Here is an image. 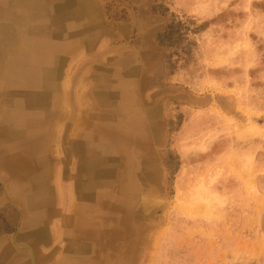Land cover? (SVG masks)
<instances>
[{
  "label": "rangeland",
  "instance_id": "rangeland-1",
  "mask_svg": "<svg viewBox=\"0 0 264 264\" xmlns=\"http://www.w3.org/2000/svg\"><path fill=\"white\" fill-rule=\"evenodd\" d=\"M46 1L61 12L88 4L91 26L73 18L49 36L68 45L50 79L41 78L58 93L47 94L38 116L23 114L46 137L50 175L30 170L21 152L13 153L12 164L0 162V264H264V0ZM2 43L0 127L18 131L21 123L4 115L11 102L2 95L33 90L13 86L23 78L19 73L4 77L20 44ZM113 71L133 83L122 90L149 119L148 147L129 148L135 136L124 127L106 135L103 121L112 122L116 112L99 113L97 92L108 87ZM113 135L123 145L106 158L118 164V174L98 185L92 182L95 162L100 169L95 153ZM132 181L136 194L126 215L136 220L126 240L116 231L115 202ZM27 200L39 205L36 219ZM80 213L93 224L75 222Z\"/></svg>",
  "mask_w": 264,
  "mask_h": 264
},
{
  "label": "bare ground",
  "instance_id": "bare-ground-1",
  "mask_svg": "<svg viewBox=\"0 0 264 264\" xmlns=\"http://www.w3.org/2000/svg\"><path fill=\"white\" fill-rule=\"evenodd\" d=\"M3 5H7V7H9V11H7V14L5 13L4 15H2V13L0 11V18L2 17V19H3L0 22V43L3 41V43L1 44V45H3L2 46L3 48L7 47V45H10L11 43H14V42H19V44H20L19 54H18V57L15 60L16 62H14L15 65L7 66L6 72L4 73V75H5L4 77L5 78L8 77V72H11L10 73V77H13V75L15 76V75H17L19 73V75H21L23 78H21L22 80H21L20 83L18 82L19 84H13V86L14 87L15 86H19V87L20 86H22V87L23 86L24 87L27 86V87H29V89L31 88L33 91H31V90H27V91L21 90V92L17 91L16 94H15L13 88L12 89H8L7 88L8 90L7 89L6 90L8 92L5 93L6 95H4V94L2 95V99H3L2 102H4V100L8 101V102H11V105L9 107H7V110H6L7 113L5 112L4 115L7 116L8 118H10L11 122L13 121V122L21 123V128L22 129L20 128L18 131H11V130H9V128L7 129L6 125H4V127H0V162L12 164V160H10V159L13 158V153L17 151V153L21 152L22 155H26L27 156V158H26V159H28L27 165L30 168V170L31 169H34V171L38 170V173L40 175H41V173L48 174L47 172H45V169H44L45 158L43 157V152L45 151V150H43V149H45L43 146L45 144V141L47 142L46 137H44V134L34 131L32 123H27V122L25 123L24 121H26V120H22L23 114L25 112H29L30 111V114H31V112H33V113L37 114V116H38L40 110L44 106L46 107V102L48 100V95L47 94L53 95L54 93H58V91H56L57 89L55 90V88L52 86V83H49L50 80L49 81H45V80H43L41 78L44 76V78L46 77V79H50V75L52 73H54V69H55V67L52 68V65H54L56 62H59L58 61L59 60L58 54L60 52H62L63 50H66V49L68 50V45L66 46V45H62V44H58V43L57 44L52 43V41L49 40V38H50L49 36L50 35L51 36H56L58 34H61L60 32L69 24V19H73V18H83L84 21H85V24H84L83 27H86L87 30L90 29L91 25L89 24V21H90V18L92 16V11L93 10H92L91 6H89L88 4L87 5L84 4L81 8H79V9H77L75 11H71V12L64 11V12H61L60 9H57V8L49 9V6H48V3H47L46 0H0V7L3 6ZM93 19H95V18H93ZM72 21L74 22L75 20H72ZM76 21H79V20L76 19ZM72 24H74V23H72ZM72 24H70V25H72ZM21 29H23V31H24L23 34H21ZM69 29H70V27H69ZM71 37H72V35H71ZM41 49H42V52H41ZM1 50H2V48H1ZM1 57H2V55H1ZM1 57H0V59H1ZM21 62L25 64L24 68H23V66L21 67V65L19 66V64ZM53 62H54V64H53ZM12 63H13V61H12ZM55 66H58V65H55ZM0 68H2V70H5L4 66H1ZM124 68L125 67H123V69ZM125 71H127V70H125ZM129 73H130V71H129ZM47 74H49V75H47ZM111 76H112L113 79L111 80L109 78L110 82L107 79H105V81L110 83L108 85V87L103 89L102 91L99 90L97 92V99H98L97 109H98L99 113L102 110H105V111L109 110V111L116 112V114H114V116H113V114L112 115L110 114V117L111 116H113L114 118L116 117L118 119V121L120 123L123 122L124 125L122 126L118 122L119 125L115 126V123H112V122L114 120H117V119L115 118L111 122L109 120H112V117L108 120L109 122L107 120L103 121L104 122V123L102 122L103 123V127L105 128V129L104 128L103 129L105 130V132L107 131L106 129H108V132L110 131V133L106 132V135H107V133H108V135L111 134V133L113 134V131H115V130L117 132H119L117 129L122 130V128L124 127V128H126V130H130V131H127L129 134H132L133 136H135L134 138H130L131 142H130L129 148L133 149V147H135V145L139 146V142H141L140 146L143 145V147H144L145 146L144 144H146V146H147V144L149 143L148 140L150 138L149 137L150 135H147L149 133H147V130L145 128H146V124H148L149 119L148 118L144 119L143 113L141 111L137 110V106L135 107L136 109H134L132 104L135 103V102H133L135 100V97L133 96L134 98H131V97H129V94H126V96H125L123 94L124 92L122 90V89L127 88V86L130 87L129 83L131 82V80H128L127 78L126 79L122 78V77H124L123 75H121L122 77H119V75L115 74L114 71L111 72ZM2 80L5 81L6 79H3L2 76L0 77V86H3L1 84ZM56 81H57V79H56ZM10 88H11V86H10ZM116 89L118 91H120V94H121V99L117 103H116V101L114 99L115 98V94L117 93ZM30 92H33V96L31 97V100H29V93ZM131 102H133V103L131 104ZM135 105H136V103H135ZM2 106H4V105H2ZM58 109H59V107H58ZM35 114H34V116H35ZM26 115L30 116L28 114H26ZM43 115L41 114V116H39V117L41 118V117H43ZM101 115H105V114H101ZM106 115H109V114H106ZM11 116H12V119H11ZM94 116H91V117H94ZM98 117L99 116H97V118ZM104 117H106V116H104ZM95 118H96V116L94 117V119ZM125 119H127V122H126ZM13 122L11 123L12 125H13ZM17 125H19V124H17ZM100 125H102V124L100 123ZM91 128H94V127H91ZM103 129H102V131H103ZM122 131L124 132V130H122ZM115 133L116 132H114V135H115ZM127 134H125V135L122 134L123 135L122 137L124 138V136H126ZM117 137L118 138H116L114 136V138H112V139H115L114 141L110 140V141H113V143L111 142L109 146H104V147H101L100 149L95 148V152H96V149H98L97 152L95 153V155L97 154L96 161H99L100 169L97 168V162H95L96 163L97 172L93 175L92 182L94 181V183H96L98 185L99 184L100 185L104 184L106 182H107V184H110V182L108 183V181H113L114 182L115 181V176H117L116 173L118 172L117 171L118 170L117 168L119 167V166L117 167L118 164L117 163H112L111 161L107 160V158H106V155H108L109 151H114L116 153L117 149L121 148L120 145L123 143V142H121L123 139L121 138V141H118V140H120L119 139L120 136H117ZM85 142H88V141H85ZM89 144L92 145V142H90ZM86 145H88V144H86ZM150 145H151V143H150ZM87 152L89 154V150ZM109 155L111 156V154H109ZM114 156H116V155H114ZM93 157H95V156H93ZM89 158H90V156H89ZM114 159H115V157H114ZM114 159L111 158V160H114ZM91 160H92V158H91ZM8 170H9V168H8ZM16 171H18V169ZM43 174L41 175L42 177H44ZM49 175L50 174H48L47 177ZM119 177H120V175H119ZM121 178H125L126 179V177H122V176H121ZM128 178H130V177H128ZM34 180H36V179H34ZM41 180H43V179H41ZM117 180H118L117 183L119 185L124 183L123 180H120V178H118ZM82 181L85 183L84 180H82ZM89 182H90V180H89ZM89 182L87 180L86 184L87 183L89 184ZM133 182L134 181L129 182V183L126 182V184L128 186L127 190L123 191V190H125L124 188L121 190L122 191L121 194L122 195L125 194V195H123V197L121 195L122 198H120L117 195L119 197V201L115 200V201H118V202H115V201L112 202V203H114V202L117 203L115 208H116L117 211L121 212V213H118V215H120L119 217L118 216L114 217V218H117L116 222L118 223V224H116L117 225L116 226L117 230L116 229L115 230L117 231V233L121 234V236H122V234H124L123 237H125L126 240L131 238L130 234L132 233V231L129 229L130 228L129 224L132 227H135L132 224L136 220V218L134 219V218H132L130 216L127 217V215H126V212L129 209H131V207H132V201H134L133 198H134V195L136 194V190H135ZM39 183H41V182H39ZM94 183H92V184H94ZM80 184H81V182H80ZM90 184H91V182H90ZM41 187H42V185L40 186V188ZM122 187H125V186H121L120 189ZM77 188H81V186L77 187ZM105 190H107V189H105ZM123 192H125V193H123ZM36 201L39 202V200H37V199H36ZM82 201L83 200H81V202ZM29 202L32 203V204H30V206H29V204H27L28 205V212L30 213L29 217H30L31 220H33V219H36V217H37V214H38L37 207L39 205L37 206L34 203L35 200H33V202H32V200H29L28 203ZM82 203L84 204L85 202H82ZM76 210H77L76 212H78V209H76ZM115 214L117 215V212ZM74 218H75L74 219L75 222L78 220V218H81L80 221L84 220L85 221V226L93 224V220L88 219V213L87 214L86 213H83V214L80 213L79 216H75ZM114 222L115 221H113L112 223H114ZM107 224H108V222H107ZM102 225H104V224H102ZM113 226H115V225H113ZM132 227H131V229H132ZM135 230L136 229H134V231ZM109 231H111V230L109 229ZM107 233H109V232H107ZM115 235H117V234H115ZM139 235H140V233H139ZM36 236H37V234H36ZM123 237L122 238L120 237V239L121 240L124 239ZM120 239H119V241H120ZM107 242L108 241H106L105 243H107ZM128 242L130 244V241H128ZM120 243H122V242H120ZM123 244H125V243H123ZM105 245L109 246L108 244H105ZM4 250H5V247H3L1 245L0 246V258H2L4 256L3 255V254H5ZM111 259L113 260V258H111ZM122 261H125V260H122ZM113 262L110 261V263H113Z\"/></svg>",
  "mask_w": 264,
  "mask_h": 264
}]
</instances>
